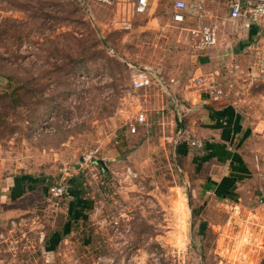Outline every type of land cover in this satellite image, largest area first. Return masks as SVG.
Returning <instances> with one entry per match:
<instances>
[{"label":"rangeland","instance_id":"rangeland-1","mask_svg":"<svg viewBox=\"0 0 264 264\" xmlns=\"http://www.w3.org/2000/svg\"><path fill=\"white\" fill-rule=\"evenodd\" d=\"M205 10L218 42L201 64L197 24L173 23L165 0L129 27L115 2L0 0V264H264V80L247 77L248 36L229 2ZM202 65L256 123L239 148L249 174L241 206L196 198L200 175L175 155L178 97ZM134 68L159 72L177 98L133 89ZM140 113L146 123L132 134ZM79 175L86 220L49 251L71 197L48 201L47 189Z\"/></svg>","mask_w":264,"mask_h":264},{"label":"crops","instance_id":"crops-1","mask_svg":"<svg viewBox=\"0 0 264 264\" xmlns=\"http://www.w3.org/2000/svg\"><path fill=\"white\" fill-rule=\"evenodd\" d=\"M230 21L240 24L242 29L241 23ZM188 22L194 23L193 21ZM244 36H248V42L241 43L239 47L248 55V61L252 63L257 52L264 51V23L253 25L245 32ZM257 36H261L262 44L254 41ZM208 53L202 54L201 64L207 63ZM153 73L155 77L152 85L159 86L161 91L168 94L170 98H177L174 93H171L168 85H164V77L159 72L154 71ZM204 74H210V72L203 71L202 65L197 68L193 77ZM215 76L217 77V75ZM218 82L221 86L219 78ZM192 85L190 81V86L193 87L192 91H186L178 97L182 98V104L176 114L178 141L174 149L175 155L181 160H189L191 157L193 171L196 175H200L198 177H200L203 186H201L200 192L192 191L196 198L197 195L204 194L205 198L230 201L236 206H241L240 204H243V198L245 199L247 193L243 184L249 174L239 148L245 138L254 134L253 126L256 123L254 120L250 123L251 120L248 121L244 117L245 110L241 104L242 99L230 102L222 87L224 97L218 98L210 90L201 87L195 88ZM251 98L257 99L254 96ZM262 98L264 99V97ZM251 117L253 116L251 115ZM197 179L199 181V178Z\"/></svg>","mask_w":264,"mask_h":264},{"label":"built area","instance_id":"built-area-1","mask_svg":"<svg viewBox=\"0 0 264 264\" xmlns=\"http://www.w3.org/2000/svg\"><path fill=\"white\" fill-rule=\"evenodd\" d=\"M170 7V20L176 24H183L193 21L197 24V29L193 30L195 35L194 51L198 53H208L218 42L217 34L214 29L203 25L207 0H165ZM229 2L228 17L230 20L241 23L242 29L247 32L257 21H264V0H227ZM92 3L104 6L115 2L120 8L123 24L129 27L134 17L147 12L151 0H91ZM193 19V20H192ZM154 73L147 68L135 69L130 72V84L133 89H144L153 83ZM214 73L207 76H194L191 83L194 86L210 90L218 98H223L224 93L221 89L218 78ZM247 77L250 80H264V51H258L255 60L249 65ZM145 117L143 113L137 115L135 123L130 125V132H136V125H143ZM94 152L83 156L82 164L86 165L93 159ZM68 184L61 183L50 186L47 190L48 201H59L68 195Z\"/></svg>","mask_w":264,"mask_h":264},{"label":"trees","instance_id":"trees-1","mask_svg":"<svg viewBox=\"0 0 264 264\" xmlns=\"http://www.w3.org/2000/svg\"><path fill=\"white\" fill-rule=\"evenodd\" d=\"M77 62H75L76 64ZM43 101V97L39 98L36 103H41ZM81 181L82 176L79 175L71 181V183H68V195L71 197V201L68 205V221L63 226V232H54L49 240L47 241L46 245H48V250L52 251L55 249V246L59 243L61 240V237L63 234H68L70 226L73 225V223H76L81 220H86V210H88L90 207L89 200H86L82 197V187H81ZM26 182H29V184H33L31 181H28V179L21 181H16V186L19 187L21 190H25L23 188L24 184ZM48 190V189H47ZM26 191V190H25ZM27 192V191H26ZM67 196V195H66Z\"/></svg>","mask_w":264,"mask_h":264},{"label":"water","instance_id":"water-1","mask_svg":"<svg viewBox=\"0 0 264 264\" xmlns=\"http://www.w3.org/2000/svg\"><path fill=\"white\" fill-rule=\"evenodd\" d=\"M96 163L102 168V171H106V166L103 161H97Z\"/></svg>","mask_w":264,"mask_h":264}]
</instances>
